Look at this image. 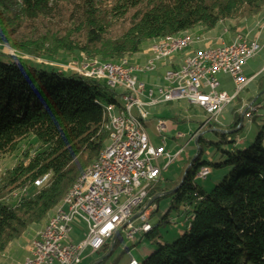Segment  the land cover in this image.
Instances as JSON below:
<instances>
[{
  "label": "trees",
  "instance_id": "trees-1",
  "mask_svg": "<svg viewBox=\"0 0 264 264\" xmlns=\"http://www.w3.org/2000/svg\"><path fill=\"white\" fill-rule=\"evenodd\" d=\"M258 14H264V0H0V161L31 136L39 144H29L0 176V264L6 251L20 248L30 229L43 227L98 157L109 140L104 105L117 102L116 92L95 78L53 64L39 69L18 53L48 61L66 52L116 61L167 35L196 27L218 32L225 20H247L232 32L241 33ZM18 29L28 32L25 41L13 37ZM254 73L243 91L255 81L257 95L264 90V69ZM221 79L231 91L229 79ZM247 92L244 98L259 107L263 95L254 98ZM240 93L233 101L232 121L211 123L216 138L206 140L201 134L197 157L188 158L176 178L160 180L153 188L150 197L177 186L191 162L177 190L163 195L172 196L170 208L182 203L187 212L193 207L186 217L188 228L174 241L161 243L158 227L168 221L165 214L144 233L157 247L138 264H264V124L248 147L237 146L246 119L238 111ZM202 143L211 148L209 160H200ZM201 166L231 169L205 192L195 182ZM23 189L28 192L17 201L8 196ZM156 211H150L151 218ZM120 242L118 236L115 246ZM130 249L126 246L111 264H128Z\"/></svg>",
  "mask_w": 264,
  "mask_h": 264
},
{
  "label": "built area",
  "instance_id": "built-area-1",
  "mask_svg": "<svg viewBox=\"0 0 264 264\" xmlns=\"http://www.w3.org/2000/svg\"><path fill=\"white\" fill-rule=\"evenodd\" d=\"M263 29L264 26L258 27L254 38H250L248 33H241L235 34L229 42L222 40L209 45L203 60L191 59L179 63L176 58L172 65H165L159 63L158 57L146 60L143 67L130 70L108 64L113 67V74H105L106 82L103 83L116 92H122L130 109H138L141 114H144V106L160 105L165 97L190 96L201 99L199 110L202 113L203 109H212V116L204 117L203 127L208 128L211 123H219L220 114L233 102L238 85H244L245 80L252 79L244 73V66L263 47L260 42ZM187 38L170 39L169 42H178L180 50L181 43ZM169 42L159 45L161 56H166V51H169ZM66 64L79 66V74L82 75V63L64 62L65 70ZM146 67L158 68L157 81L139 79V72ZM95 73H104V68H91L89 75ZM223 76L232 84L231 91L223 87ZM254 112L256 108L249 104L244 117L250 122ZM144 115L151 118V114ZM116 118V132H122V139L113 141L107 156L103 158V167L93 171V179H86L85 174L82 183L67 198L64 211L55 215L47 229L38 232L32 240L34 248L28 250L22 264H79L85 250L90 249L92 253L99 251L118 229H121V236L133 240L150 220L148 210L142 208L151 192V188H145V177L158 175L162 179V171L182 150L172 156L165 149V143L154 145L149 134L148 138H141L139 132ZM156 123L162 131L168 130L166 118H158ZM179 136L185 137L181 133ZM198 137V133L192 136L195 140ZM161 161L164 163L161 164ZM207 174L208 166L196 173L195 177L205 178ZM76 218L84 224L83 237L75 242H67Z\"/></svg>",
  "mask_w": 264,
  "mask_h": 264
},
{
  "label": "rangeland",
  "instance_id": "rangeland-1",
  "mask_svg": "<svg viewBox=\"0 0 264 264\" xmlns=\"http://www.w3.org/2000/svg\"><path fill=\"white\" fill-rule=\"evenodd\" d=\"M264 14H258L256 16L252 17V20L257 24L259 19H263ZM54 21V19H53ZM245 21H240L236 22L233 20H225L224 22L220 23L222 30L216 31L217 29L209 30L204 27H196L195 29L188 30L185 32H199V33H204L206 36H209V38L213 41V43H216L218 41H228L230 38V34L227 32H230V28L232 27H238L240 26V23H245ZM55 22V21H54ZM60 25L62 26L63 23L62 21L60 22ZM250 25L248 28H244V32L241 29V33H248L250 36L252 31L251 29H254L255 26ZM45 28L42 26V29ZM229 28V29H228ZM228 29L229 31H227ZM256 31H258V27L255 28ZM234 31L231 32H236L239 30L233 29ZM23 30L18 29V31L15 32V35H13L14 38H17L20 41H25L27 37L28 32H22ZM262 36L260 38V42L264 43V30L262 31ZM250 33V34H249ZM219 43V42H218ZM150 43L145 44V48L140 52L137 53L136 55L132 56H138L140 59L144 58L147 53H148V47ZM189 53V50L183 51L181 54H178L179 56L185 55ZM21 58L23 61L28 63L31 66L37 67L39 69L43 68H51L53 67L51 62L58 63V64H63L66 61H70L78 59L80 60L81 58H84L87 56L85 53H72V52H66V53H61L59 54L58 59H38V58H33L26 56L25 54H21ZM10 60V59H9ZM52 60V61H51ZM51 61V62H50ZM264 69V46L257 52L255 56L250 58L246 65L244 66V71L246 72L247 76L249 74H252L253 72L257 71V74ZM141 78L145 79L147 82L151 80H158V77L156 74H151L148 73L145 76H140ZM251 81V80H250ZM255 81L253 82L252 85L248 86V92L241 91L240 97L243 99L241 101V106L238 109L240 112V117L243 114L244 118V112L245 109L249 104H252V102H248L244 97H247L246 92L248 93V96L256 97L258 94H262L263 98L260 99L259 101V107L254 106L256 108V112L253 113L257 114V117H255V122H249L247 119L243 120V129L240 131L239 136H238V142L237 146L239 148H245L248 147L255 139L258 130L262 128L264 124V90L259 92L257 95H255V90H253V86L255 85ZM118 91V90H117ZM116 100L118 102H122V99L120 95L115 96ZM235 107V102H232L229 104L227 107L224 108L222 113L220 114L219 117V123L220 125H226L230 123L233 119L232 115V109ZM238 107V105L236 106ZM205 115L202 113V111L199 110L197 107L190 106L186 104L185 102H171L169 104H162L158 106H154L151 109V119L147 120L144 122V126L146 128V131L148 132L152 142L154 145H163L165 143V149L169 151V153L174 156L178 151L182 150L178 154L174 161L169 164V166L162 171V180L164 179H174L177 177L179 170L182 168L184 163L188 160V158H193L195 154L198 152V147L195 139L192 138V136L200 129V127L203 125L205 121ZM158 118H166L169 122L168 124V132H165L163 134H159L155 128V124ZM203 136L206 140L210 139H215L216 136L213 132H211L208 128H204L203 130ZM184 134L185 137H180L179 134ZM109 141V140H108ZM29 144H31L33 147H38V141L34 136L29 137L25 141L21 142L19 144V148L4 157L0 161V176H2L3 172L9 168L12 167L21 157L22 151L28 148ZM107 145V144H106ZM105 145V146H106ZM104 146V147H105ZM185 146V147H184ZM202 146V153L200 160H209L210 157L208 156V152L210 151V147L204 143L201 144ZM165 161V160H164ZM164 161H161V164L164 163ZM230 166H221V167H214V166H209V174L205 178H196L195 182L196 184L202 188L205 192H210L216 184H218L222 178L228 174L230 171ZM46 178V177H45ZM44 178V179H45ZM78 178V177H77ZM42 181V180H41ZM41 181L39 182L40 185ZM71 187V186H70ZM153 190V188H151ZM28 192V189H23L20 190L19 192L13 191L11 192L8 196L13 198V202L17 201L18 198L26 194ZM172 204V196L167 195V196H161L159 200L150 207L149 209V216H150V210L152 209H157V211L154 213V216L151 218V225L153 226L155 223L159 221L165 214L168 215V221L164 223L163 225H160L158 227V233H159V238L158 240L161 243H167V242H172L175 239H177L184 231L185 229L188 228V219L186 218L188 214H192V209L193 207H189L187 209L184 208V204H179L177 209L175 208H170ZM73 230L71 232V235L69 236V239L66 240L67 242L71 241H77L78 239L83 237L84 233V224L76 218V220L73 223ZM42 225L38 230L30 229L27 232V235L24 236L25 242L23 244H19L20 246H24L26 250H29V246L34 240L38 232L41 230ZM120 236V235H119ZM123 240L118 244V246H114L110 255L107 256L108 251L110 250V245L112 242V239L109 240L106 244L104 245L99 251L92 253L90 249H87L83 253V259L79 264H95L96 262L100 261L97 264H111L113 260H115L122 252L123 249H125L126 246L130 247L131 249L125 253V255H130L131 257H134L139 263L142 262L152 251L156 249V244L151 243L150 240L146 237V235L142 232H138L135 235V238L133 240H127L123 235ZM115 239V244H116ZM106 247L105 249H103ZM18 249L17 246L12 247L9 252L11 251H16ZM27 250V251H28ZM7 252V251H6ZM4 253L2 257H5L7 253ZM29 253V252H28ZM28 255V254H27ZM26 257V256H25ZM25 257L20 261L18 264H22ZM7 260V259H6ZM12 264V262H11ZM121 264V263H119Z\"/></svg>",
  "mask_w": 264,
  "mask_h": 264
},
{
  "label": "bare ground",
  "instance_id": "bare-ground-1",
  "mask_svg": "<svg viewBox=\"0 0 264 264\" xmlns=\"http://www.w3.org/2000/svg\"><path fill=\"white\" fill-rule=\"evenodd\" d=\"M262 26H264V18L259 19V21L256 24V27H262ZM237 34H241V33H237ZM195 35L197 36L195 37ZM185 38H187V40L181 43L180 50H178V42H169L170 39H185ZM168 42H169V51H166V56H161V50L159 49V45H165ZM213 44L215 43H213V41L209 38V36H206L204 33L181 32L178 34L167 35L152 40L148 47L147 55L142 59H140L138 56H124L116 61H103L97 57L86 56L84 58H81L80 60L71 59L70 61H66V62L82 63L80 64V71L82 75L91 74V68H96V69L104 68V73H95L94 75H89V77L95 78L101 82H106L105 74H113V67L108 66V64L114 65L116 67H120L122 70H130V69H137V67H143V65L146 64V60L158 59V57H159V63H165V65H172V62H174L176 58H178L179 63H186L191 59L203 60V57L207 56V50H209V45H213ZM187 50H189V53L178 57V54H181L183 51H187ZM58 65L63 68V64H58ZM66 70L79 73V66H77L76 64H66ZM148 73L156 74L157 76H159L158 68L146 67L145 69H143V71L139 72V79H143L140 76H145ZM249 82L250 80H245L244 85H238L237 92L233 96V101L236 98V96L247 86ZM117 93L118 95H120L122 99L121 103L117 101V102L106 103L104 105V109L107 117L105 128L109 134V141L107 145L101 150L98 157L87 168H85L83 172L78 176V178L74 181V183L71 185V187L64 195L56 211L48 218V220L41 229H47L49 222L52 221L55 215L60 214L61 212L64 211V207L67 205V198L73 192L76 191V187L80 183H82L85 174H86V179H93V171L97 167H103V158L104 156H107V150L109 149L113 141L115 139H122V132H116V125H117L116 116L119 118V122H123L125 125H129L135 131L139 132V134H141V138H148V132L146 131L144 122H146L151 118L145 117L144 114H151L152 107L156 105L144 106V114H141L138 109H130V104L126 100V97L123 95L122 92H116V94ZM176 101L185 102L190 106L201 108V99H193L190 96L165 97L163 101L160 103V105L169 104L171 102H176ZM113 108L115 109V111L113 110ZM203 114L205 116H212V109H203ZM155 128L159 134L168 132V130L162 131V129L159 128V125L157 123L155 124ZM204 128L205 127H203L202 125L200 129L196 132L198 133V136L203 134ZM204 167L207 166H201L197 171V173L199 171H202ZM160 180L162 179H159L158 175L146 176L145 188H152V186L157 184ZM40 181L41 180L37 181L36 183L39 184ZM151 227H152L151 221L148 220L146 225L140 229V232L146 233L151 229ZM33 248H34V241H32L29 246V249H33ZM132 264H138V261L134 259L132 261Z\"/></svg>",
  "mask_w": 264,
  "mask_h": 264
},
{
  "label": "water",
  "instance_id": "water-1",
  "mask_svg": "<svg viewBox=\"0 0 264 264\" xmlns=\"http://www.w3.org/2000/svg\"><path fill=\"white\" fill-rule=\"evenodd\" d=\"M52 64L53 65H56V66H58V67H60L62 70H65V69H63L61 66H59L58 65V63H54V62H52ZM243 119V114L241 115V120ZM221 131H223V132H229V131H227V130H221ZM232 131V130H231ZM195 142L197 143V140H195ZM197 157V154H195V156L192 158V161L195 159ZM190 164H191V162L187 165V167L185 168V170H184V173H183V175H182V178H181V180H180V182H179V184L177 185V186H175L174 188H172V189H170L169 191H166V192H161V193H157V194H155L154 196H152V197H150V194H151V192H152V190H151V192L149 193V196H148V198L145 200V202H144V204L142 205V208H146L148 211H149V209H150V207L152 206V204H153V202H154V200L155 199H157V198H160L161 196H163V195H166V194H172V193H174L176 190H177V188L181 185V183L183 182V180H184V178H185V176H186V173H187V170H188V168L190 167ZM151 211V210H150ZM149 218H150V221H151V217L149 216ZM120 230L121 229H118L117 231H115L114 232V234H113V236H112V242H111V245H110V250L108 251V254H107V256H109L110 255V253H111V251H112V249H113V247L115 246V239H117L118 238V236L120 235ZM121 236V235H120ZM110 239V240H111ZM123 240V238H122V236H121V241ZM134 257H131V259H133ZM130 259V260H131ZM135 259V258H134ZM101 261V260H100ZM100 261H98V262H96L95 264H97V263H99ZM130 262V261H129ZM129 262H128V264H129Z\"/></svg>",
  "mask_w": 264,
  "mask_h": 264
},
{
  "label": "crops",
  "instance_id": "crops-1",
  "mask_svg": "<svg viewBox=\"0 0 264 264\" xmlns=\"http://www.w3.org/2000/svg\"><path fill=\"white\" fill-rule=\"evenodd\" d=\"M256 29H255V27H254V29H251V31H252V33H251V35L249 36L250 38H254V36H255V31ZM227 33H229L230 34V38L228 39V41H226V42H229L230 40H232L233 39V37L235 36V33H232V32H227ZM237 34V33H236ZM244 34V33H243ZM250 34V33H249ZM219 43H220V41H218ZM218 42H217V44H218ZM263 44V46H264V43H262ZM246 65V64H245ZM256 72V71H255ZM254 73V72H253ZM252 73V74H253ZM255 74V73H254ZM247 75V74H246ZM28 250V249H27ZM26 250V248L24 247V246H20V248L19 249H17L16 250V253L15 252H9V251H7L6 253H7V255H5V257H3L2 258V262H1V264H11V262H12V264H18L20 261H22V259L25 257V256H27V254H28V251ZM13 253H15V255L13 256ZM7 259V260H6Z\"/></svg>",
  "mask_w": 264,
  "mask_h": 264
}]
</instances>
